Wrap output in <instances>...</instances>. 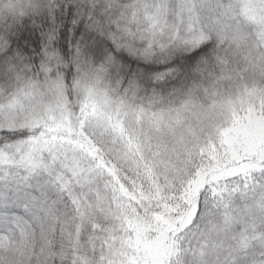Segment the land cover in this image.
Here are the masks:
<instances>
[{
    "label": "snow or ice",
    "instance_id": "6c2138e0",
    "mask_svg": "<svg viewBox=\"0 0 264 264\" xmlns=\"http://www.w3.org/2000/svg\"><path fill=\"white\" fill-rule=\"evenodd\" d=\"M0 264H264V0H0Z\"/></svg>",
    "mask_w": 264,
    "mask_h": 264
}]
</instances>
